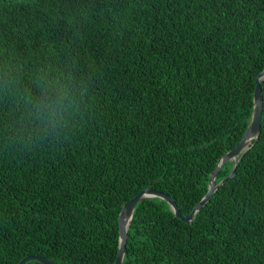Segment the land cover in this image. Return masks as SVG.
Wrapping results in <instances>:
<instances>
[{
	"label": "trees",
	"instance_id": "16d2710c",
	"mask_svg": "<svg viewBox=\"0 0 264 264\" xmlns=\"http://www.w3.org/2000/svg\"><path fill=\"white\" fill-rule=\"evenodd\" d=\"M263 69L264 0H0V264H113L120 208L145 187L189 213ZM61 78L72 103L41 130L22 97ZM261 86L234 177L190 223L139 202L122 264H264Z\"/></svg>",
	"mask_w": 264,
	"mask_h": 264
},
{
	"label": "water",
	"instance_id": "95a60500",
	"mask_svg": "<svg viewBox=\"0 0 264 264\" xmlns=\"http://www.w3.org/2000/svg\"><path fill=\"white\" fill-rule=\"evenodd\" d=\"M262 80H264V69L260 71L255 77V87L253 91V106L245 132L243 133L240 141L235 145V147L227 151L220 157L216 166L210 173L208 179V189L206 193L194 205V207L189 213L183 214L180 211L178 204L171 195L160 189H155L152 187H145L141 189L137 194H135L133 197H131L129 200L122 204L118 214V250L116 259L113 264L123 263L124 254L126 251V242L128 237L129 225L133 218L134 210L139 202L150 198H158L164 200L176 217L180 218L181 220L187 223H190L195 217L196 213L210 200V198L212 197L214 192L219 188V186L223 185L229 179L234 177L237 165L239 164L240 160L247 152V150L259 139L263 114V93L261 86ZM229 161H233V165L229 174L226 177L222 178L220 181L216 182V176L218 171L222 168L225 163ZM32 260L38 261L42 264H58L48 259L47 257L34 254L24 256L18 261L17 264H26L28 261Z\"/></svg>",
	"mask_w": 264,
	"mask_h": 264
},
{
	"label": "clouds",
	"instance_id": "9594fccd",
	"mask_svg": "<svg viewBox=\"0 0 264 264\" xmlns=\"http://www.w3.org/2000/svg\"><path fill=\"white\" fill-rule=\"evenodd\" d=\"M37 87L40 89L38 99L33 100L30 92L22 97L23 102L29 106L28 115L33 118L34 122H39L37 127L41 130L54 128L55 118L62 116L61 109L66 110L72 103L68 96V84L63 78L47 83L38 80Z\"/></svg>",
	"mask_w": 264,
	"mask_h": 264
}]
</instances>
